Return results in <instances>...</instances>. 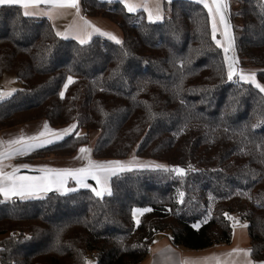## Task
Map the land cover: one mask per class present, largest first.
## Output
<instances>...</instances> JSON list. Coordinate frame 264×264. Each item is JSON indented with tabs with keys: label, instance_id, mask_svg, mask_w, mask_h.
<instances>
[{
	"label": "trees",
	"instance_id": "obj_1",
	"mask_svg": "<svg viewBox=\"0 0 264 264\" xmlns=\"http://www.w3.org/2000/svg\"><path fill=\"white\" fill-rule=\"evenodd\" d=\"M238 1L239 33L230 2L232 80L198 1L166 0L163 20L151 22L119 1L81 0L88 16L123 38L83 44L60 37L47 18L0 6V83L8 76L20 83L0 101V132L40 120L87 130L26 159L71 157L99 131L94 159L122 160L136 148L163 164L114 175L111 195H0V264H87L91 253L96 264H139L162 232L193 250L229 243L230 214L248 224L252 259L264 261V129L253 127L264 120V91L237 80L254 70L264 86V0ZM179 168L185 176L164 170ZM147 207L136 225L133 210Z\"/></svg>",
	"mask_w": 264,
	"mask_h": 264
},
{
	"label": "crops",
	"instance_id": "obj_2",
	"mask_svg": "<svg viewBox=\"0 0 264 264\" xmlns=\"http://www.w3.org/2000/svg\"><path fill=\"white\" fill-rule=\"evenodd\" d=\"M116 1L122 2L126 6L125 0H115L110 2H116ZM165 1L166 0H127V2L130 3L143 4L144 7H140L136 11H133L131 13L143 11L147 19L151 22H159L163 20L165 16V9H164ZM194 1H198L204 6L205 3H207L208 7H206V9L210 13L212 26L213 23H215V27H216L215 34L217 36L218 42L222 47L223 51L225 48H228V52H227L229 58L228 63L229 62L233 63V68H234L233 76H235L236 73L238 72V69H237L236 59L233 53V36L231 31L232 21L230 16L231 1L220 0L221 13L216 12L217 5L213 4L212 0H194ZM157 3L159 4L160 19H156ZM225 4L227 5L226 9L224 8ZM0 6H4V5H0ZM14 6L21 7L22 11L25 12V9L22 6L20 5H14ZM209 8L212 9L211 12L209 11ZM78 9L79 11L77 12L76 8H70V7L53 8L52 5L50 4L41 3L35 7H30L28 11L33 12V15H29V17L49 19L50 22L52 23V26L54 27V30L56 31L57 34L59 33L60 37L65 39H73L78 42H80V39H77L76 38L77 36L84 38L87 41L91 40L94 36H104L98 32H95L92 27H88L85 24V21H87L90 25L95 26V28H99L101 32L112 33L111 29H115L112 24H110L106 20L104 21L102 18H95L88 16L81 7V0H78ZM150 12L152 13L151 20L149 19ZM221 15H223V23L221 22ZM81 17L83 19H81ZM218 19H220L222 28L225 33V44H226L225 48L222 45V41L219 33V27L217 24ZM101 28H104V30H102ZM89 33H91L90 36ZM104 37L109 38L108 36H104ZM253 74H254V70H247L240 72L241 76H249ZM19 87H20L19 81H17L12 76H8L0 83V93L12 94L17 89H19ZM36 125H39V121L1 131L0 141L7 142L12 140H17L21 136L28 135L25 133H27L31 127H35ZM42 125L44 127L45 124ZM16 134H19V136L15 137ZM21 144H15L12 145V147L17 148L20 147ZM7 148L8 145L5 143L4 145L0 146V151L7 150ZM81 148L86 149V146H83ZM79 150L76 152L75 155L71 157H63V159L64 158L66 159L64 160L66 162L64 164H62L61 163L62 160H60L62 159V157H55L52 159H48V158L26 159L29 155L36 152L35 149L27 152L26 154H18L10 159H4L2 163L5 166L4 167L5 172H12L13 168H18L19 169V171L17 172L18 176L39 177L43 175V173L39 170L42 167H47L52 169L53 168L76 169L81 167H87L89 160L96 163L109 162L108 160H96L94 159L93 155L92 157H90V152L81 153ZM79 155L80 158H77L75 161L70 162ZM24 165H27L28 167H23ZM111 177L113 176L112 175L108 176L106 180L104 178L101 179V183L104 186H106L107 189L108 187H110ZM70 178L71 177H67L66 183L63 185V187L53 185L52 190H59L58 192H60L61 194H65L66 192H68V189L74 188L79 190L82 188H86V189L89 188V187H81L79 184L76 183L75 180H74L75 186H73V188H68L67 187L68 179ZM89 179L93 180L95 184H97V181L92 179L91 176H89L86 179V181H89ZM41 193H45V192H41ZM12 198H19V197H11L8 199H12ZM139 264H264V261L254 262V260L252 259L251 251H250V236L248 233V224L246 222L239 221V218L237 217L234 220L232 239L229 243L214 245L212 247L201 250H193V249L175 246L173 244L170 233L162 232V233H158L155 236L149 255Z\"/></svg>",
	"mask_w": 264,
	"mask_h": 264
},
{
	"label": "snow or ice",
	"instance_id": "obj_3",
	"mask_svg": "<svg viewBox=\"0 0 264 264\" xmlns=\"http://www.w3.org/2000/svg\"><path fill=\"white\" fill-rule=\"evenodd\" d=\"M213 4L217 5L216 12L221 13V7H220V0H212ZM41 3L50 4L53 8H62V7H70V8H76L77 12L78 9V0H0V5H20L25 9L24 15L29 16L33 15V12L28 11L30 7H35ZM126 7L129 12L136 11L140 7H144L143 4L138 3H130L125 0ZM205 7H208L207 3H205ZM224 8H227V5H224ZM209 11L211 12L212 9L209 8ZM152 13H149V19L151 20ZM81 19H83L81 17ZM156 19H160L159 14V4L156 5ZM221 22L223 23V15H221ZM85 24L88 27H92L95 32L100 33L101 35L108 36L110 39L116 40L115 36H112L110 33L107 32H101L99 28H95V26L90 25L87 21H85ZM216 27L215 23H213V36H215ZM59 35V33H58ZM91 33H89V36ZM77 39H80V43H86L87 40L84 38H81L79 36L76 37ZM117 43H120L119 40H116ZM219 44V42H217ZM225 54L228 52V48L224 49ZM226 61L229 60L227 55L225 56ZM234 75V68L233 63H228V79L232 80ZM240 79H250L252 83H255L254 80V74L252 77H244L241 76ZM69 82H71V77H69ZM67 87V85H65ZM257 88H260L261 91H264V87H261L259 84H256ZM10 95V93H0V100L4 99L5 96ZM61 96H63V93H61ZM75 125H72L69 129L62 130L61 134H53L55 135L56 140H60L63 138L64 135H67L71 129L75 128ZM44 128L46 131H50L48 129V125L45 124ZM45 135V132H41L40 136L43 137ZM23 138L12 141H0V146L4 145L5 143L8 145L7 150L0 151V195H3L5 198H11V197H19L20 199H29L34 198L39 195L41 192H47L52 190L53 185H57L59 187H63V185L66 183L67 177H71L76 181L77 184H79L81 187H89L88 184L85 183L86 179L91 176L92 179L96 180L98 184L101 183V179L106 178L109 175H115L117 171H123L127 168V165H124L120 161H109L105 163H96L91 160L88 162L87 167H81L76 169H52L47 167H42L39 169L43 175L39 177H30V176H18L17 172L19 171L18 168H13L12 172H5L4 171V165L3 160L4 159H10L15 155L18 154H26L29 151L34 150L38 147H43L46 144L53 143L54 141L52 139H44L39 140V137H29L28 139L31 141H34V143H24L21 144V140ZM39 141V142H35ZM15 144H21L20 147L13 148L12 145ZM81 153L89 152V149L81 148L79 150ZM80 158V157H78ZM23 167H28L27 165H24ZM156 167H163L157 165ZM130 170V169H128ZM165 171H176L177 173H180L181 175L184 174L183 169H164ZM76 189H68V191H75ZM92 191L97 196H102L104 192H107L108 195H111V192L109 189H107L106 186H102L100 191H97L95 188L92 189ZM181 196H183V193H181ZM143 211H151V209H144ZM247 254V253H246Z\"/></svg>",
	"mask_w": 264,
	"mask_h": 264
},
{
	"label": "rangeland",
	"instance_id": "obj_4",
	"mask_svg": "<svg viewBox=\"0 0 264 264\" xmlns=\"http://www.w3.org/2000/svg\"><path fill=\"white\" fill-rule=\"evenodd\" d=\"M109 1H115V0H109ZM231 5L233 7L232 10H233V13H234V26L236 28L237 33H239V32H241L242 27H243V20H242L241 9H240V2L238 0H231ZM217 24H218V27H219V33H220L222 45L225 48V46H226V44H225V33H224L223 28H222V24L220 22V19H218ZM113 27L115 29H111L112 30V33L110 32V34L112 36H115L116 37V40H119L120 43H121L122 42V39H123L122 38V34H121V32L119 31V29L116 26H113ZM101 29L104 30V28H101ZM116 40H114V41L116 42ZM89 41H87V42H89ZM226 55L228 57V54H225V56ZM231 56H232V53H231ZM226 63H227V66H228V61H226ZM252 76L253 75L244 76V77H252ZM233 77H235V76H233ZM238 79L240 81H244V82L250 83L254 87H256V84H259L256 81L255 77H254L255 83H252L250 79H240L239 77L237 78V80ZM42 124H47L48 125V129L50 131H46ZM72 125H75L76 127L73 128V129H71V131L67 135H64L63 138L60 139V140H56L55 139V135H53V134H61L62 133V130L69 129ZM253 127L255 129H257V130L264 129V120H257V121H255L254 124H253ZM41 132H45V135L43 137L40 136V133ZM75 132L77 134H79V135H83V134L87 133V130H85L82 127H79L78 122H73L71 124L63 125V126H53L48 121L43 120V121H39V125H36L35 127H31L29 129V131L27 133H25V134H28V135L21 136L23 138L21 140V143H34V141H31V140L28 139L29 137H39V140L52 139L54 141L53 143H56V142L62 141L67 136H69V135H71V134H73ZM99 134H100L99 131H92L90 133V143L86 145V149H89L90 150L89 151L90 152V157H92V155H93L94 144H95L96 140L98 139ZM17 136H19V134H16L15 135V137H17ZM20 138H18V139H20ZM35 142H39V141H35ZM53 143L46 144L43 147L35 148V151L38 150V149H42L44 147H47L48 145H51ZM135 151H136V148H134L132 150V152L130 153V155L127 158L122 159V160H117V161L122 162L124 165H127V168L125 170H123V171H117V173L115 175L121 174L124 171H127L128 169L133 168V167L134 168L135 167H156L157 165H159V166H162L163 165L159 161H156V160H153V159H143V158H140V157H138L135 154ZM78 157H80V155ZM78 157H76L75 159H73L70 162L75 161ZM52 158H55V157L52 156V157H49L48 159H52ZM60 160H62V162H61L62 164L66 163L64 161V160H66L65 158L63 159V157H62V159H60ZM102 162H104V161H102ZM53 169H57V168H53ZM109 176H111V175H109ZM112 176H114V175H112ZM86 184L89 185V188H87V189H91L92 190L93 188H95L97 191H100L101 188H102V186H104L102 183L95 184V182L93 180H91V179H89V181H86ZM73 186H75L74 179H72V178L68 179V185H67V187L68 188H73ZM82 189H86V188H82ZM108 189L110 190V187H108ZM58 191L59 190H51V191H48V192H45V193H39V195L37 197H34V199L43 198V197L47 196L48 194H50L52 192L60 193ZM70 192H73V191H68L66 193H70ZM103 195H108V194L106 192H104ZM5 199H8V198H5ZM29 199H32V198H29ZM144 209H151V208L150 207H147V208H135L133 210V219H134V222H135L136 225H139L141 223V220H142V217H143L144 214L150 212V211H143ZM229 216H230V220H235L237 218V215L236 214H230ZM194 227L196 229H200L202 227V223L201 222H198L197 224L194 225ZM87 264H96V258H95V254L94 253H91L89 255L88 263Z\"/></svg>",
	"mask_w": 264,
	"mask_h": 264
},
{
	"label": "water",
	"instance_id": "obj_5",
	"mask_svg": "<svg viewBox=\"0 0 264 264\" xmlns=\"http://www.w3.org/2000/svg\"><path fill=\"white\" fill-rule=\"evenodd\" d=\"M179 169H182V168H179ZM184 170V169H183ZM178 176H185V170H184V174L181 175L180 173H177Z\"/></svg>",
	"mask_w": 264,
	"mask_h": 264
}]
</instances>
